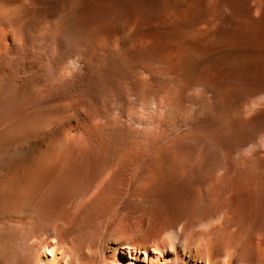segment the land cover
Segmentation results:
<instances>
[{"label": "bare ground", "instance_id": "6f19581e", "mask_svg": "<svg viewBox=\"0 0 264 264\" xmlns=\"http://www.w3.org/2000/svg\"><path fill=\"white\" fill-rule=\"evenodd\" d=\"M174 2L195 19L179 22V67L226 54L207 71L259 81L244 62L264 61V0ZM101 25L99 0H0V264H187L186 253L214 247L219 264H264V183L213 187L227 193L222 205L197 189L168 216L174 201L141 196L154 163L145 130L135 142L123 119L129 97L146 96L150 47L127 36L135 26L102 40ZM228 30L240 39L221 37Z\"/></svg>", "mask_w": 264, "mask_h": 264}, {"label": "rangeland", "instance_id": "374dc122", "mask_svg": "<svg viewBox=\"0 0 264 264\" xmlns=\"http://www.w3.org/2000/svg\"><path fill=\"white\" fill-rule=\"evenodd\" d=\"M167 1L99 0L102 24L99 36L102 40L117 38L122 35V29L135 26L127 36L139 40L140 46L146 41L150 47L146 96L142 98L134 93L129 97L123 121L131 127L135 142L138 141L140 131L145 130L150 167L154 163L151 169L155 170L150 171L153 177L150 176V184L141 196L156 204L160 200L174 201L173 207L169 206L172 208L166 212L168 216L182 207L197 189L204 190L213 199L214 205H222L221 199L227 193L213 187L226 183H264V61L256 57L253 61L244 62L245 65L249 62L247 66L244 65L246 70L260 67L258 82L245 77H229L224 73H215V76L207 71L212 63L220 59V62H229L226 54H208L204 58L200 56L201 59L185 57L187 62H195L197 67L195 64L193 68L185 65L186 68L179 67V36L182 34L179 22L195 19L190 14L178 16L174 0L169 1L170 7H167ZM252 1L249 0V3ZM168 8L171 15L167 21L171 22L163 26L161 22L165 21L164 12ZM236 33L228 30L219 34L227 39H240L241 36ZM259 34L264 36V24ZM188 43L198 46L191 40ZM216 44L212 45L213 49L222 50L223 46V49L227 48L224 43L219 44L220 47L223 45L221 48ZM212 46L207 48L212 49ZM133 51L137 53L136 48ZM136 59L134 67L138 65ZM178 72L182 73L177 75ZM249 100H254L256 107H245L243 103ZM159 163L164 165L163 168ZM138 196L136 199L141 198ZM167 216L163 220L155 217L150 220L146 226L147 238H151L156 229L163 228L162 224L168 223ZM164 220L167 222L164 223ZM243 224L247 230L245 218ZM207 251L201 257L186 253L187 264H219V257L224 258V252L223 256L218 255L215 247ZM173 254L174 251H169L166 256L171 259ZM105 262L109 261L97 258L96 263Z\"/></svg>", "mask_w": 264, "mask_h": 264}, {"label": "clouds", "instance_id": "9594fccd", "mask_svg": "<svg viewBox=\"0 0 264 264\" xmlns=\"http://www.w3.org/2000/svg\"><path fill=\"white\" fill-rule=\"evenodd\" d=\"M83 2V0H68V3L70 5H80Z\"/></svg>", "mask_w": 264, "mask_h": 264}]
</instances>
